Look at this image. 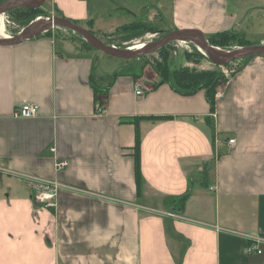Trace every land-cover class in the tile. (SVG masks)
Segmentation results:
<instances>
[{
    "label": "crops",
    "instance_id": "1",
    "mask_svg": "<svg viewBox=\"0 0 264 264\" xmlns=\"http://www.w3.org/2000/svg\"><path fill=\"white\" fill-rule=\"evenodd\" d=\"M52 1L84 21L102 0ZM101 4L114 25L91 18L100 34L159 12L171 28L264 43V0ZM99 51L44 33L0 45V264H264V55L217 89L210 112L203 90L182 95L147 65L100 72ZM24 103L37 114L13 117ZM27 178L57 182L54 207Z\"/></svg>",
    "mask_w": 264,
    "mask_h": 264
},
{
    "label": "rangeland",
    "instance_id": "2",
    "mask_svg": "<svg viewBox=\"0 0 264 264\" xmlns=\"http://www.w3.org/2000/svg\"><path fill=\"white\" fill-rule=\"evenodd\" d=\"M104 1L105 0H102L97 5L91 4L92 6L90 7V9L87 12V18H88V20H91V18H95V17L97 18L98 17L97 18L98 19V25H99L98 27L101 26L100 28L107 29L108 26L114 25V24H111V23H114V21L113 20L109 21L107 18H104V17H109V14H111V13H107L104 11L105 7L102 6V4H101ZM128 1L139 2L140 0H128ZM144 1H146V2L150 1L152 4H154V2L156 0H144ZM52 2H53L52 0L43 1L41 3V5L39 7H37V9L40 12L35 14L32 18L34 19L37 17H46V16H65L61 13V11L57 7V5L53 4ZM97 2H99V0H97ZM93 4H96V3L93 2ZM100 8H102L101 12L94 13V11H98V9H100ZM18 14H20V12H14V11H7V12L2 14V16L5 20L4 33L9 34L10 36H15L24 27V25L26 24V22L28 20H27V18H25V16L24 17L17 16ZM112 14H114V13L112 12ZM114 15H115L114 17H117L118 14H114ZM123 17H125V15ZM67 18L70 19L71 21L83 26L84 28L90 30L89 28H87V27L91 26L90 24H88L86 22L87 18L84 21L76 20L75 18H72V17H67ZM142 22H144V21H142ZM146 23L155 24L158 31H156V32H145L141 36H137V37H134V38H132L130 40H126V41H123V39H121V37L119 36V33L112 34L113 31L109 32V33H103V34L102 33L100 34V32H98L97 29H95V30L91 29V31L95 35H97L98 37H103V39H108V40L112 41L113 45L117 46L118 48L124 49L127 47H131L133 45H135L133 47H136L137 46L136 44L139 45L142 43L144 45L145 43L156 40V39L160 38L162 35L166 34L167 32L175 29V28H171V26H170L171 23H169V22L167 23L163 20V17H161V14L159 12H157L155 14L153 22L147 21ZM48 35L53 36V37L58 38V39H61V40H65V41H69V42L72 41L75 44H77L78 47H80V48H84V47L85 48L86 47L91 48V47H88V46L83 44V41L85 42V40L79 34L73 32L67 28L53 27L51 30H49ZM255 41H256V39H255ZM165 46L167 47V50H168L167 52H169V57L167 60V66H168L169 70H173L177 66L194 67L198 70H201V69L216 70L219 75L222 74L224 76L223 77L224 80L222 78L220 79L221 83L219 85H217V89L226 83L225 78H228V75L231 72V70L234 69V67H236V64L233 62H229L224 66L215 65L210 60H208V58H206L205 56L202 57L203 56L202 53H200L202 55L201 57H198V55L196 56V52H200V51L197 49L198 45L194 39H178V40H175V41L168 43ZM165 46H163V47H165ZM240 48L241 47L236 46L235 44H232L231 47L221 48V49L222 50H238ZM242 48H244V47H242ZM99 54H101L104 59H99L97 61L98 66H96V69H98L100 72L103 71L105 73L109 70L112 71L115 69H117V70L120 69L123 71L127 70V72L132 71V73H137L141 70L140 66L144 67V65L145 66L147 65L151 71L156 73L154 71L152 65L156 62V60H159L158 51H157L154 53L143 55L137 59H129L128 62H131L134 60H137V61L130 63L127 66V68H125V66H122V62H125L128 59L115 58V57H112L110 55H107L106 53H104L102 51H99ZM138 61L141 63V65L139 64Z\"/></svg>",
    "mask_w": 264,
    "mask_h": 264
},
{
    "label": "trees",
    "instance_id": "3",
    "mask_svg": "<svg viewBox=\"0 0 264 264\" xmlns=\"http://www.w3.org/2000/svg\"><path fill=\"white\" fill-rule=\"evenodd\" d=\"M4 0H0V3ZM14 12H20L17 16L27 18V25L33 18V16L40 11L37 8H16L13 10ZM22 13V14H21ZM19 17V18H20ZM91 25V20L88 21ZM24 25V26H25ZM158 31L157 27L153 23H146L142 21H134L131 23H127L117 27L113 30L112 34L119 33V36L123 41L130 40L134 37L141 36L145 32H156ZM44 35L49 34V30L44 32ZM105 35V34H104ZM110 35V34H109ZM106 36V35H105ZM209 43L211 45L228 48L231 47L232 44H235L239 47L253 45L248 39H246L243 32H239L236 30H221L214 33H211L206 36ZM105 43L113 45L112 41L108 39H103V37H99ZM83 44L92 47L86 41H83ZM167 47H162L158 50L159 60L152 65L154 71L160 77V81L162 83L167 84L174 91L182 94V95H192L199 90H203L205 98L209 103V111L213 112L214 110V102L215 95L217 93V85L221 83L220 79L224 80V76L222 74H218L216 70L209 69H201L198 70L194 67L188 66H177L173 70H169L167 66V60L169 57V52H167ZM201 52H196V56L201 57ZM204 57V55L202 56ZM251 58V57H250ZM240 59L231 61L236 64V67L231 70L228 75V78L232 76L234 73L241 70L247 61L250 59ZM143 66H141L142 68ZM228 78H225V82H227ZM94 98L97 99V92H94ZM210 119V118H208ZM133 157L135 161V179L137 182V186H140V171H139V133L138 128L135 126V142L133 146ZM142 185V181H141Z\"/></svg>",
    "mask_w": 264,
    "mask_h": 264
},
{
    "label": "water",
    "instance_id": "4",
    "mask_svg": "<svg viewBox=\"0 0 264 264\" xmlns=\"http://www.w3.org/2000/svg\"><path fill=\"white\" fill-rule=\"evenodd\" d=\"M45 0H5L0 3V14L16 8H37ZM53 27L70 29L79 34L89 45L115 58L137 59L143 55L157 52L161 47L178 39H194L201 45V53L213 64L224 66L227 63L247 59L257 55H264V43L244 46L238 50H222L220 47L211 45L206 35L197 28H176L160 38L145 43L139 49L130 47L121 49L101 40L91 30L71 21L65 16H46L32 19L15 36L4 38L0 36V45H16L25 39L37 37L51 30Z\"/></svg>",
    "mask_w": 264,
    "mask_h": 264
},
{
    "label": "built area",
    "instance_id": "5",
    "mask_svg": "<svg viewBox=\"0 0 264 264\" xmlns=\"http://www.w3.org/2000/svg\"><path fill=\"white\" fill-rule=\"evenodd\" d=\"M135 93L137 95L143 94V91L141 88H139L138 85L135 86ZM37 114V106L33 103H24L21 105L16 106L13 109V117L16 118H29V117H34ZM228 144L232 145L234 143V139H228L227 140ZM48 150L51 153L55 152V147L54 145L49 146ZM68 162L66 159L60 158L56 159L55 161V169L56 170H62L67 166ZM1 166V162H0ZM28 179V184H31L33 186V189L36 190V195H35V201L41 202L45 204L46 206L49 207H54L55 202L52 201L53 197L55 196V191L54 188L58 186L57 182H43L40 180L32 179V178H27ZM247 252L251 251H257L260 252L259 249L256 248L255 244H249L246 247Z\"/></svg>",
    "mask_w": 264,
    "mask_h": 264
},
{
    "label": "bare ground",
    "instance_id": "6",
    "mask_svg": "<svg viewBox=\"0 0 264 264\" xmlns=\"http://www.w3.org/2000/svg\"><path fill=\"white\" fill-rule=\"evenodd\" d=\"M4 27H5V20H4L3 16H2V14H0V36L1 37H4V38H11L12 36H10L9 34L4 33ZM136 45H137L136 47H133V46H135V45H133L130 48H132V49H139V48H141L143 46L142 43L139 44V45L138 44H136ZM197 45H198V48L197 49L200 52H202L201 51V45L199 43H197Z\"/></svg>",
    "mask_w": 264,
    "mask_h": 264
}]
</instances>
